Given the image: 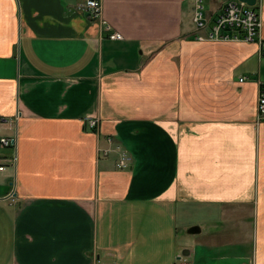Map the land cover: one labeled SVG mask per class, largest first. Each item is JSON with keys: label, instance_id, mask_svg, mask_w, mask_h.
Returning <instances> with one entry per match:
<instances>
[{"label": "crops", "instance_id": "1", "mask_svg": "<svg viewBox=\"0 0 264 264\" xmlns=\"http://www.w3.org/2000/svg\"><path fill=\"white\" fill-rule=\"evenodd\" d=\"M227 1L205 0L210 26ZM79 6L0 0L17 138L0 264H264V46L199 41L194 0H102L97 20Z\"/></svg>", "mask_w": 264, "mask_h": 264}, {"label": "built area", "instance_id": "2", "mask_svg": "<svg viewBox=\"0 0 264 264\" xmlns=\"http://www.w3.org/2000/svg\"><path fill=\"white\" fill-rule=\"evenodd\" d=\"M193 21L197 30H206L207 35H200L199 41H243L258 42L262 46L261 29L262 21L257 0L251 6L243 0H228L220 9V12L210 26V21L205 12V0H194ZM79 10L82 13L90 14V17L97 20L102 13V0H80ZM106 29L111 31V27L106 25ZM110 40H123L120 33L113 32L109 36ZM244 79H241V82ZM264 122V82L260 84L257 100V123ZM7 121L0 117V174H3L8 167L16 165V158L3 156L1 151L14 149L17 147V138L10 137L4 133ZM89 127L97 129V120H89ZM129 158L123 154L119 161V168L129 167Z\"/></svg>", "mask_w": 264, "mask_h": 264}, {"label": "water", "instance_id": "3", "mask_svg": "<svg viewBox=\"0 0 264 264\" xmlns=\"http://www.w3.org/2000/svg\"><path fill=\"white\" fill-rule=\"evenodd\" d=\"M243 1H245L247 4H249L251 6L255 5V3H256V0H243ZM87 15L90 16V14H87ZM199 232H200V229L198 227H193L190 229L191 234H196Z\"/></svg>", "mask_w": 264, "mask_h": 264}, {"label": "rangeland", "instance_id": "4", "mask_svg": "<svg viewBox=\"0 0 264 264\" xmlns=\"http://www.w3.org/2000/svg\"><path fill=\"white\" fill-rule=\"evenodd\" d=\"M9 198H11V199H12L13 197H11V196H10Z\"/></svg>", "mask_w": 264, "mask_h": 264}]
</instances>
